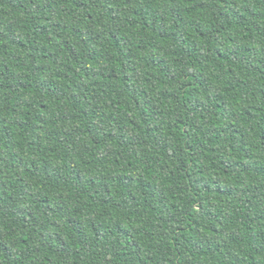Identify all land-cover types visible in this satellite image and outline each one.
<instances>
[{
	"label": "trees",
	"instance_id": "obj_1",
	"mask_svg": "<svg viewBox=\"0 0 264 264\" xmlns=\"http://www.w3.org/2000/svg\"><path fill=\"white\" fill-rule=\"evenodd\" d=\"M0 264H264V0H0Z\"/></svg>",
	"mask_w": 264,
	"mask_h": 264
}]
</instances>
